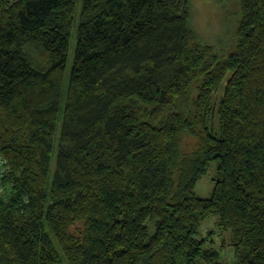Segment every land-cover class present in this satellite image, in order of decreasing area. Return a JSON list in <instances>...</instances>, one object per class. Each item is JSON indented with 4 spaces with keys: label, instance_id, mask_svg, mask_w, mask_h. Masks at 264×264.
<instances>
[{
    "label": "trees",
    "instance_id": "16d2710c",
    "mask_svg": "<svg viewBox=\"0 0 264 264\" xmlns=\"http://www.w3.org/2000/svg\"><path fill=\"white\" fill-rule=\"evenodd\" d=\"M76 5L0 0V264H222L211 215L232 264H264V0L220 56L189 0H82L67 76Z\"/></svg>",
    "mask_w": 264,
    "mask_h": 264
},
{
    "label": "rangeland",
    "instance_id": "374dc122",
    "mask_svg": "<svg viewBox=\"0 0 264 264\" xmlns=\"http://www.w3.org/2000/svg\"><path fill=\"white\" fill-rule=\"evenodd\" d=\"M190 3V28L195 33L201 43L214 48L217 55H222L233 48L236 41V28L239 20V0H189ZM82 0H77L75 24L71 31V38L68 48V59L66 74L69 75L72 65L73 52L77 40V25L81 11ZM231 76V72L227 73ZM227 76V77H228ZM226 85V83H225ZM224 87V83L221 88ZM222 90L218 93L220 97ZM63 112L58 115V125L51 163V173L54 170L57 146L59 141L60 125ZM193 145L191 139H187L186 148L190 149ZM9 167L6 176L9 173ZM217 172L216 161L208 163L204 174L198 179L195 185L194 194L199 199H209L214 187V180ZM3 180V179H2ZM2 181L0 182V197L4 190ZM47 201H50L48 198ZM150 234L153 226L147 224ZM197 240H204V249H213L219 253V261L222 264H232L235 259L234 248L231 246V235L218 226V216L211 215L206 217L200 224L195 236ZM202 264V263H198Z\"/></svg>",
    "mask_w": 264,
    "mask_h": 264
},
{
    "label": "built area",
    "instance_id": "2783aa9c",
    "mask_svg": "<svg viewBox=\"0 0 264 264\" xmlns=\"http://www.w3.org/2000/svg\"><path fill=\"white\" fill-rule=\"evenodd\" d=\"M7 171H8L7 163L4 159V157L2 156V154L0 153V182L6 176Z\"/></svg>",
    "mask_w": 264,
    "mask_h": 264
}]
</instances>
